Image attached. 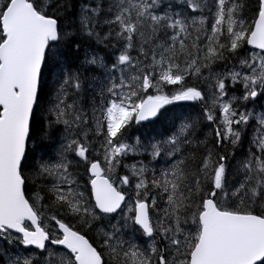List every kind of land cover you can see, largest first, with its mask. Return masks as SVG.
<instances>
[{
  "label": "snow or ice",
  "instance_id": "obj_1",
  "mask_svg": "<svg viewBox=\"0 0 264 264\" xmlns=\"http://www.w3.org/2000/svg\"><path fill=\"white\" fill-rule=\"evenodd\" d=\"M0 264H264V0H0Z\"/></svg>",
  "mask_w": 264,
  "mask_h": 264
}]
</instances>
